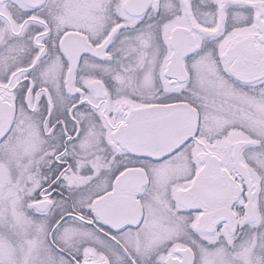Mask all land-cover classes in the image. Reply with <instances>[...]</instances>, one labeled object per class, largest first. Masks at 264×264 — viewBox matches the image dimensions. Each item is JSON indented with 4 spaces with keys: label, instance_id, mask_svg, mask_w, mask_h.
<instances>
[{
    "label": "snow or ice",
    "instance_id": "snow-or-ice-1",
    "mask_svg": "<svg viewBox=\"0 0 264 264\" xmlns=\"http://www.w3.org/2000/svg\"><path fill=\"white\" fill-rule=\"evenodd\" d=\"M0 264H264V0H0Z\"/></svg>",
    "mask_w": 264,
    "mask_h": 264
}]
</instances>
